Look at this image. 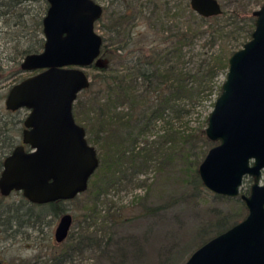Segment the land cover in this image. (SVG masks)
I'll use <instances>...</instances> for the list:
<instances>
[{
    "label": "water",
    "instance_id": "water-1",
    "mask_svg": "<svg viewBox=\"0 0 264 264\" xmlns=\"http://www.w3.org/2000/svg\"><path fill=\"white\" fill-rule=\"evenodd\" d=\"M189 1L204 17L223 12L219 0ZM47 2L44 47L24 57L21 68L32 74L14 83L6 97L7 109L25 108L28 114L22 144L5 157L0 174L3 196L20 191L36 204L74 199L88 189L100 164L96 146L75 118L74 104L91 84L88 70L102 64L104 38L95 25L104 7L96 0ZM253 15L252 36L229 57L226 79L208 115L205 133L216 144L198 166L206 189L241 197L248 212L184 264H264V4ZM246 177L253 182L242 193ZM73 221L70 212L60 217L57 242L68 237Z\"/></svg>",
    "mask_w": 264,
    "mask_h": 264
},
{
    "label": "rangeland",
    "instance_id": "rangeland-1",
    "mask_svg": "<svg viewBox=\"0 0 264 264\" xmlns=\"http://www.w3.org/2000/svg\"><path fill=\"white\" fill-rule=\"evenodd\" d=\"M104 7L102 17L96 22V30L107 38L108 48L111 50L118 43L123 44L117 33L105 29L121 14H127L125 28H133V33L142 39L147 29L152 30L149 36L163 33L169 19L165 15L152 16L153 5L148 3L140 8L147 0H96ZM168 1V0H163ZM170 5L179 4V0H169ZM228 16L235 8H240L236 0H220ZM264 4V0H246L249 10H257ZM241 5V4H240ZM43 1L39 0L19 10L25 16L16 18L2 17L0 19V65L9 73L19 69L17 76L0 83V108L2 115L12 119L24 120L27 109L10 111L5 101L10 87L21 79L31 75L21 68L25 55L21 51L34 43L33 36L36 19L43 13ZM142 9V10H141ZM243 8H241L242 10ZM243 11V10H242ZM240 16L242 26L243 14ZM45 16V15H43ZM9 19V21H7ZM183 19H186L184 16ZM17 21L22 23L17 24ZM106 25V26H105ZM230 27H234L233 25ZM141 35V36H140ZM44 36V34H43ZM150 39V38H149ZM208 33L199 37L193 46L186 47L185 57L171 59L163 65L165 71L173 73H187L206 71L214 64L213 56L220 46L234 39L228 37L219 39L211 44ZM114 43V44H112ZM136 46H139L137 44ZM240 46V47H239ZM238 47L241 48V44ZM132 48L125 50V53ZM238 48V49H239ZM108 53H110L108 51ZM19 63V64H18ZM99 63H109L121 66L118 58L108 55ZM92 79V69L88 70ZM227 72L219 71L212 80H206L204 90L194 99H182L180 113L168 112L165 118L156 123L155 129L148 133L149 139L157 138L158 132L174 128V132H191L206 125L208 115L214 108L215 101L220 94V87L225 81ZM194 82V81H193ZM212 88V89H211ZM210 89L212 90L210 92ZM127 109V106H126ZM22 129L23 123L18 125ZM22 132V131H21ZM21 132L18 139H21ZM177 135V134H176ZM204 141L200 142L201 148ZM212 146L216 142L212 141ZM206 153H201L197 167L204 159L211 145L203 144ZM181 162V161H180ZM179 166L182 165L179 163ZM181 167L166 168L162 172L150 168L140 177L146 178V184L137 185L136 179L131 184L127 182L111 187L107 193L97 200V218L87 217L86 206H92L90 193L83 192L76 199L65 201L64 207L74 217L68 237L63 242L55 239V230L60 220L50 213L48 205H35L29 202L20 191H14L8 196L0 194V262L12 264H184L203 239L198 234L200 227L214 219V208L224 212H235V217L241 218L245 211H239L240 204L236 198L215 194L203 187L195 196L193 190L181 181L179 174ZM181 173V172H180ZM253 180L248 177L241 187L242 193H248ZM264 183V173L262 177ZM185 198L182 200V197ZM174 199H180L173 202ZM90 223V229L109 241L108 252H98L87 249L82 253L73 250L71 256H66L69 246L75 242L84 225ZM13 224V226H12ZM9 226L8 230H4ZM216 234L214 230L209 236Z\"/></svg>",
    "mask_w": 264,
    "mask_h": 264
},
{
    "label": "trees",
    "instance_id": "trees-1",
    "mask_svg": "<svg viewBox=\"0 0 264 264\" xmlns=\"http://www.w3.org/2000/svg\"><path fill=\"white\" fill-rule=\"evenodd\" d=\"M37 1L39 0H0V19L25 16L19 10ZM42 1L43 13H39L36 15L38 18H35L36 28L33 36L36 41L24 48L21 51L22 55L39 52L44 47L43 15L46 14L49 3L47 0ZM236 1L240 8H235L228 16H225L227 12L222 4V14L204 17L193 10L189 0H179L180 3L174 6L170 5L169 0H147L140 5V8L143 9L146 3L152 4V16L165 15L169 18L167 22H171L166 23L164 32L159 33L157 37L147 34L152 30V25H149L151 29H147L142 39L137 42L135 40L139 33L135 35L133 28L124 27L127 14H121L111 25L105 27L117 33L118 37H122L119 42L124 43H118L110 50L106 43L107 38L103 36L104 44L100 59H105L107 54L112 55L123 65L115 67L109 63L94 64L91 67V84L79 94L74 104L75 118L86 128L87 138L96 146L100 158L99 167L90 178L88 189L85 191L90 193V201H92V206H86L88 210L85 213V222L87 217L97 218V200L100 195L107 193L111 187L118 184L124 182L131 184L135 179L139 186L146 184V178L140 175L147 173L150 168L162 172L166 168L181 167L180 179L191 186L192 196L197 195L204 187L197 164L201 159V153H206L202 150L203 144L205 143V146L213 144L205 133L208 119L204 127L191 132H174L172 128L163 133L158 132L155 139H149L147 136L168 112H174L176 115L180 113L179 102L182 99H194L207 86L203 85L206 80H212L219 71L227 72L231 54L238 50L240 44L243 46L251 38L256 19L253 15L254 10L248 9L245 5L246 0ZM241 14H243L242 26H240ZM184 16L186 19H183ZM232 25L234 27H230ZM207 33L211 44L228 37L234 39L236 44L232 45L229 41L220 46L213 56V66L205 72L171 74L170 70L165 71L162 68L166 62L175 57L177 60L183 59L186 55L184 49L193 46L199 37ZM137 44L139 46H136ZM131 47L134 48L125 53V50ZM5 71L0 65V83L17 76L20 72L19 69L11 70L9 73ZM1 110L0 108V173L5 157L18 144V133L22 131L18 125L23 123L22 119L7 118L2 115ZM202 140L204 143L201 148ZM178 162L182 165L179 166ZM184 198L185 196L182 200ZM177 200L180 199L173 198L172 201ZM236 201L242 207L239 211L242 209L245 211L244 216L237 218L239 216L235 217L236 213L233 211L224 212L214 208V219L200 227L198 231L203 239L199 246L246 217L248 211L243 200L237 197ZM32 204L48 205L50 213L57 216L67 212L64 207L65 200ZM2 212L4 211H0V214H4ZM3 225L5 224L0 218V226ZM8 228L9 226H5L4 230ZM214 230L216 234L209 236ZM109 245L110 242H106L104 237L91 231L88 222L65 255L71 256L73 250L82 253L87 249L106 253Z\"/></svg>",
    "mask_w": 264,
    "mask_h": 264
},
{
    "label": "flooded vegetation",
    "instance_id": "flooded-vegetation-1",
    "mask_svg": "<svg viewBox=\"0 0 264 264\" xmlns=\"http://www.w3.org/2000/svg\"><path fill=\"white\" fill-rule=\"evenodd\" d=\"M6 105V104H5ZM24 109V108H23ZM9 110V109H8ZM18 110H20V109H18ZM18 110H15V111H18ZM10 111H12V110H10ZM26 118V117H25ZM25 120V119H24ZM24 120H23V127H22V132H21V135L23 136V130L25 129V125H24ZM22 136H21V139L19 138L18 139V144L17 145H19V144H22ZM25 148H26V150H29V146L28 145H25ZM13 151V150H12ZM1 174V173H0ZM67 213V212H66ZM65 214V213H64ZM62 216V215H61ZM74 222V221H73Z\"/></svg>",
    "mask_w": 264,
    "mask_h": 264
}]
</instances>
